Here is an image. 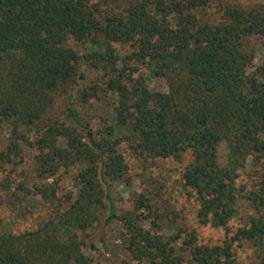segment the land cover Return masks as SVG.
Listing matches in <instances>:
<instances>
[{
  "label": "trees",
  "instance_id": "trees-1",
  "mask_svg": "<svg viewBox=\"0 0 264 264\" xmlns=\"http://www.w3.org/2000/svg\"><path fill=\"white\" fill-rule=\"evenodd\" d=\"M111 1L0 0V130L10 131L1 158L36 146L37 175L54 178L39 193L59 200L36 229H0V264H94L78 232L102 222L104 249L111 227L139 264H242L243 242L258 247L248 264H264V0L224 1L219 16L208 11L213 0ZM252 38L262 40L260 62ZM156 67L166 91L150 85ZM90 70L103 82L88 81ZM105 100L108 111L85 113ZM124 142L139 157L180 164L198 221L224 229L222 243L165 234L145 193L133 209L118 208L113 183L129 175ZM251 157L257 189L237 181ZM74 167L75 191L60 199L59 173ZM241 198L250 214L234 231Z\"/></svg>",
  "mask_w": 264,
  "mask_h": 264
},
{
  "label": "rangeland",
  "instance_id": "rangeland-1",
  "mask_svg": "<svg viewBox=\"0 0 264 264\" xmlns=\"http://www.w3.org/2000/svg\"><path fill=\"white\" fill-rule=\"evenodd\" d=\"M106 7L112 4L111 0H102ZM224 1L238 0H213L211 8L208 9L213 16H219L218 12L221 3ZM75 48L79 45L72 42ZM249 45H254L256 49V61L260 62L262 56V40L252 38ZM147 73L149 71L146 70ZM100 73L90 70L88 81L100 79ZM150 85L152 88L168 90V83L163 75L162 69L156 67L155 74H151ZM109 100L102 101L93 107L85 108V113L91 115L98 110L108 111ZM95 127L98 122L95 119ZM31 139H35L34 131H29ZM8 137L10 131L8 128L0 130V229L10 230L14 233H22L28 230L36 229L39 225L45 223L55 213L58 199L48 200L41 196L38 186L41 184L54 182V178L39 177L35 170L37 147L24 145V155L16 157L15 160L5 161L1 158L2 151L8 148ZM120 150L124 153L129 163V175L124 180L113 183V195L117 199V205L120 210H130L134 208L135 200L141 193H145L153 199L156 212H160V229L167 235H176L182 233L184 237L189 232L196 231L200 243H222L225 239L226 231L222 228H215L211 225H202L196 214V203L194 198L188 196L184 190L180 179V164L171 159H152L139 157L129 148L126 142L120 145ZM219 160L221 164L228 165V147L223 143L220 147ZM192 158L191 151L184 155L186 164ZM252 157L248 158L245 165L238 169L239 185H244L248 189H257L255 183L260 180V170L252 162ZM77 167L69 171L62 170L58 176V195L60 199H65L68 193L75 191L73 176ZM68 203H63L62 209ZM250 200L241 198L239 201L240 214L232 219L231 227L235 231L243 225L250 214ZM251 210L254 211L253 205ZM103 222L96 224L93 229L79 231V238L82 239L83 249L89 254L94 264H139L130 259L123 250L122 240L115 235V230L106 227L108 249H104L103 243L99 241V231ZM149 226V222H145ZM183 237L178 243L181 244ZM235 252L238 260L242 264H248L255 260L258 247L251 242H243L235 246ZM187 257H189L187 253ZM127 259V262L125 261ZM188 264H191L188 262Z\"/></svg>",
  "mask_w": 264,
  "mask_h": 264
}]
</instances>
